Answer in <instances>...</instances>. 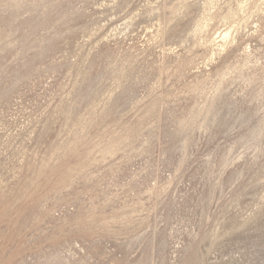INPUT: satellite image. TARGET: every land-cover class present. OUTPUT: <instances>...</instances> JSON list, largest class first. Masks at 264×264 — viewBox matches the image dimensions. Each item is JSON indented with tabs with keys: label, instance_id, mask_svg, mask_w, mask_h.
<instances>
[{
	"label": "rangeland",
	"instance_id": "rangeland-1",
	"mask_svg": "<svg viewBox=\"0 0 264 264\" xmlns=\"http://www.w3.org/2000/svg\"><path fill=\"white\" fill-rule=\"evenodd\" d=\"M0 264H264V0H0Z\"/></svg>",
	"mask_w": 264,
	"mask_h": 264
}]
</instances>
